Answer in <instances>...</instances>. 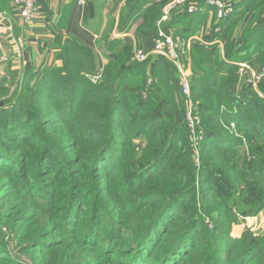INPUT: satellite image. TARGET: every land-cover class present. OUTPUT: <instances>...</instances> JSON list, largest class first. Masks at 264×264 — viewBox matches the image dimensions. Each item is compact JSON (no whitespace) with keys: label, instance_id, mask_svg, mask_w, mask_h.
I'll return each instance as SVG.
<instances>
[{"label":"rangeland","instance_id":"374dc122","mask_svg":"<svg viewBox=\"0 0 264 264\" xmlns=\"http://www.w3.org/2000/svg\"><path fill=\"white\" fill-rule=\"evenodd\" d=\"M163 1L164 7L168 0ZM180 7L176 11L185 13L187 5ZM254 10L255 7L243 15L233 34L227 38L228 43L237 38L235 49L242 45V41L238 42L236 28L243 24L253 26L257 15L253 14ZM226 45L224 42L223 46L216 48L217 57L224 54ZM197 58L206 60V64L211 61L200 54ZM262 59L264 62V55ZM176 72L175 75L170 71L171 79L179 80L177 69ZM147 77L144 75L142 79L146 78L145 85L148 88L147 84L153 77ZM33 82L28 84V79L23 76L15 83L4 84L7 87L5 96L19 89L31 98L30 85ZM176 84V88L173 86L175 101L180 103L183 120L187 103L181 84L178 81ZM43 93L41 90L38 99L32 98L28 102L35 108L33 117L42 113L58 117L64 109L68 110L65 102L58 107L57 101ZM132 93L120 92L121 99L125 98V105L133 104ZM80 100L79 97L75 106ZM145 110L143 116L153 111L148 107ZM123 118L126 119L124 115ZM67 120L65 116L61 122L51 124L54 127L51 131L38 123L33 124L35 132L24 135L21 141L6 140L0 135V264H196L206 258H211L210 264H238L236 261L243 259L239 256L254 248L260 252L257 260L264 258V206L255 210L257 204L243 201L251 193L248 183L264 188V175L256 177L259 181L238 175V172H247L249 163L258 164L260 160L250 150L243 148V139L249 148L257 140L245 136L236 126L232 129L223 119L219 121L213 117L212 127L217 120L221 131L238 137L241 143L231 149L213 146L210 150L205 149L208 152L201 151V146L199 152H194L187 146L185 139L179 140L170 155L179 151L190 155L195 169L194 181L189 194L179 204H174L167 211L163 222L151 231L154 233L153 238L148 236L143 240L141 233L148 224L146 217L156 215L168 200L164 195L169 191L165 187L166 182L164 179L157 182L154 178L163 172L166 164L140 175V180L133 178L136 180L133 182H128L125 175L141 172L145 148L149 144L147 134L165 125L166 120H161L157 127L155 125L158 124H154L146 128L141 134L134 132L136 123H119L120 143L111 145L97 167L86 158V148L97 141L96 133L100 130L86 129L81 132L80 127L85 129V124L77 123L78 128L74 133H68L72 126L66 125ZM73 134H78L77 139L81 141L77 147L72 143ZM214 176L215 184L210 185L209 179ZM166 180L169 182L168 178ZM186 182H189L187 176L181 186L187 185L184 184ZM132 183L143 185L144 190L139 194L140 190L131 187ZM147 190L163 197H155L147 201L143 209L135 210L138 201L133 204L131 198L139 197ZM254 210L255 214H249V211ZM194 219L199 220L200 224L186 235L178 257L167 255V250L174 247L183 230ZM142 240L140 249L139 242ZM148 241H151V245L145 249ZM252 245L255 247L252 248ZM184 252H187V256H184L187 258L183 262Z\"/></svg>","mask_w":264,"mask_h":264},{"label":"trees","instance_id":"16d2710c","mask_svg":"<svg viewBox=\"0 0 264 264\" xmlns=\"http://www.w3.org/2000/svg\"><path fill=\"white\" fill-rule=\"evenodd\" d=\"M258 3H260V6ZM254 7L255 12L253 14L257 15L254 17L253 26L244 24L243 27L236 28L238 38L241 39L242 45L238 49H235L234 45L237 38L231 43H228L227 38L233 34V30L243 15ZM195 16V14L192 15L188 21H185L183 19L184 17L178 20L186 25L185 30L181 34L190 36L194 33L196 26V23H194ZM215 25L220 26L221 31L220 33L212 34L209 39L218 36L227 44L224 58H219L216 62V66L222 72L224 71L227 76L221 77L219 82L214 83L211 80V73L206 71L207 66L203 65L206 60L197 58V55L200 54L205 59L208 58V60H211V51L217 50V47L212 45L210 48L211 51L198 47L202 50L194 52V66L198 67L194 68L190 77L194 100L199 103L204 120L206 136L201 151L208 152L206 150L212 149L213 146H219L218 148L220 149H231L233 146L240 144L241 141L238 137L219 129L217 120L216 125L212 127L211 124L212 117L218 118L219 121L223 119V122L226 124H229L231 121L235 122L239 132L244 133L245 136L253 140H257L249 150L251 154H255L260 159L258 164L249 163V169L245 173L237 171L239 176L242 175V177H249L250 180H255L256 177L262 174L264 175V80L259 85V90L263 97H259L253 88L243 84L240 89H236L238 76L237 65L234 62L248 60L256 67L264 63L262 59V55H264V0H238L235 3V9L232 15L227 17V19L217 21L216 23L214 22ZM155 31L156 27H154L152 34ZM62 53L63 65L58 69L44 68L38 72L28 70L24 75L28 79V84L34 80L32 86L30 85V88H32L31 98L27 97L28 95L25 93H21L19 89L5 96L6 94L4 92L7 91V87L5 88L4 81L0 82V91H2V93L0 92V135L6 140L21 141L24 135L35 132L36 127H33V124L38 123L45 130L51 131L54 128L51 127V124L61 122L62 118L66 116L68 118L66 125L72 126L71 131L68 133H74L76 127L78 128L77 123L85 124L83 125L85 129L80 127L81 132L86 129L92 131L100 130L96 133L97 141L94 144L92 142L86 148L88 152L86 158H89L90 160L88 161L97 167L99 165L98 163H101L99 160L102 159V156L110 149L111 145L117 142L120 143L119 136L121 135V131L118 129L119 123H136L134 132L136 131L137 134H141L146 128H150L154 124H158L155 125L157 127L161 123V120H166L165 125L157 128L158 130H151V133L147 134L149 144L145 148L146 154L142 159L143 165L141 164V172H138V174L132 172L129 175H125L128 182H133L136 181L132 180L133 178L140 180V175L147 174L152 169L156 167L160 168L163 164H166L163 172L154 178L157 179V182H162L163 179L166 182L165 187L169 191L165 194L160 193L167 196L168 200L164 202V205L160 207L156 215L151 217V214L146 217L148 224L141 233L143 240L144 238L146 240L148 236L153 238L154 233L151 231L158 227V223L163 222L167 211L174 204H179L189 194L191 183L194 181L195 169L190 160V155L181 151L172 156L170 155L173 148L179 144V140H186L184 118L182 120L179 109L180 103L175 101L176 95L173 89V86L176 88V81L179 82V80L171 79L170 77V71L176 75V67L167 59L161 56L158 57L150 67L153 80L148 82V88L145 85L147 83L146 78L142 79L144 74L140 76L139 82L136 84L128 81L129 79L127 78L134 76L135 71L142 69V64L144 63L134 61L124 62L122 65L110 64L105 70L103 79L98 83H91L83 72H95V69H93L92 53L84 51L75 42L73 43L69 40L63 46ZM200 68L204 72L203 75L199 74ZM41 90L42 92L44 91V95H49L57 101L58 107H61V103L65 102L68 110L66 111L64 109L63 114H59L58 117L50 113L37 114L33 117L32 113L35 108L28 102L32 98L33 100L34 98L38 99V93ZM120 92L125 94L133 92L131 94L133 104L125 105L123 103L125 98L121 99ZM79 97L81 100L75 106L74 103ZM40 100L42 99L40 98ZM147 107L153 111L149 115L143 116ZM72 111L75 114L71 113ZM123 115L126 119L123 118ZM99 119H103L104 121ZM77 138H79L78 134H73L71 137L75 147L81 144V141ZM258 139L261 141H258ZM260 156H263V158ZM186 176L189 178V182L184 183L187 185L182 187L183 179ZM167 178L169 182L166 180ZM209 180L211 181L210 185L215 184L213 182L215 176ZM256 180L259 181L260 179ZM248 184L251 193L243 201L245 200L248 204H257L258 206L255 209L257 210L261 206H264V188H260L254 183ZM132 186L140 190L139 194L144 190L143 185L140 186L139 183H132ZM157 187L160 188L159 186ZM227 187L229 188V185ZM150 189L152 191L156 190L154 188ZM152 191L147 190L141 196L131 198L133 204L138 201V205L134 207L135 210L143 209L147 201L161 196ZM225 197L227 198V196ZM156 202L158 203V201ZM255 210L249 211L250 213L246 211V213L255 214ZM199 224L200 221L194 219L183 230L179 236L180 239L175 242L174 247L169 248L166 254H174V256L178 257V253L185 244L183 241L186 239V235L197 229ZM143 240L139 242L140 249H142L141 245L143 244ZM150 245L151 241H148L145 244V249H148ZM254 247L255 245H252V248ZM249 250L244 251L239 256L240 258L243 257V259L236 261V263L244 264L247 260L248 263L246 264H264V258L257 260L258 254L260 253L258 249L256 250L254 248L252 251L251 249ZM186 253H183V257L187 256ZM186 258L184 257L183 262ZM175 260L176 258H174ZM181 260H178V262ZM211 262V258H206L196 264H210Z\"/></svg>","mask_w":264,"mask_h":264},{"label":"crops","instance_id":"0c3cea01","mask_svg":"<svg viewBox=\"0 0 264 264\" xmlns=\"http://www.w3.org/2000/svg\"><path fill=\"white\" fill-rule=\"evenodd\" d=\"M44 1L45 7L40 3L41 7L34 21L26 24L17 5L10 0H0V79L5 85L17 82L28 70L38 72L44 68L61 67L62 48L68 40L92 53L93 69L101 70L103 76L110 64L122 65L124 62H132L134 49L150 47L153 29L161 17L164 4L163 0ZM197 1L203 3V0ZM209 8L203 6L194 13L195 31L214 24V17ZM192 15L175 10L168 20L161 23L162 27L168 32L181 33L186 25L178 20L184 17L183 19L188 21ZM238 39L240 43L241 39ZM189 50L192 75L195 67L194 52L202 49L193 45ZM217 53L216 50L211 51V61L208 64L203 63L207 66L206 71L211 73L214 83L227 76L216 66L217 60L224 58V54L217 57ZM155 60L149 58L143 61L144 63L140 62L143 63L142 69L135 71L134 76L127 78L128 81L136 84L141 75L150 77V67ZM245 61L253 65L248 60ZM245 61H235L234 64ZM83 73L86 75L88 72ZM199 74H204L202 68ZM236 82V89H240L242 84L238 79ZM257 95L263 97L260 90Z\"/></svg>","mask_w":264,"mask_h":264},{"label":"built area","instance_id":"2783aa9c","mask_svg":"<svg viewBox=\"0 0 264 264\" xmlns=\"http://www.w3.org/2000/svg\"><path fill=\"white\" fill-rule=\"evenodd\" d=\"M13 4L19 7V14L26 24L34 21L41 7L37 0H10ZM81 2V0H78ZM187 5L185 13L191 15L206 6L210 9V13L214 17V22L227 19L235 9L234 0H204L203 3L197 0H168L161 13V17L157 22L156 31L152 36L151 44L148 49L136 48L133 50L131 61L143 62L149 58L163 57L169 60L179 72V83L183 98L187 103L184 113L186 141L187 146L194 152H199L205 140L204 120L201 114L199 103L194 100L192 93V84L190 81L191 67L188 58L190 48L199 46L202 49L210 50L212 45L217 48L223 46L224 40L218 36L209 39L212 34L220 33L221 27L218 25H210L202 30H196L192 35L185 36L181 33L166 31L162 27V22L168 20L176 9L180 6ZM181 8V7H180ZM3 15V14H1ZM237 79L240 84L253 88L256 92L259 90V85L264 79V65L256 68L248 62L237 64ZM86 77L92 83H98L103 78V72L97 70L92 73H86ZM229 126L234 129L235 122L231 121ZM229 128V127H227ZM244 137V136H243ZM244 141V149L249 151V146Z\"/></svg>","mask_w":264,"mask_h":264},{"label":"water","instance_id":"95a60500","mask_svg":"<svg viewBox=\"0 0 264 264\" xmlns=\"http://www.w3.org/2000/svg\"><path fill=\"white\" fill-rule=\"evenodd\" d=\"M37 1H38V3H41L45 7L46 3L44 0H37Z\"/></svg>","mask_w":264,"mask_h":264}]
</instances>
